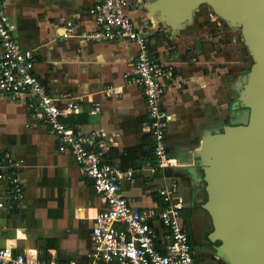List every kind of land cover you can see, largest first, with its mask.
I'll list each match as a JSON object with an SVG mask.
<instances>
[{
  "label": "crops",
  "instance_id": "crops-1",
  "mask_svg": "<svg viewBox=\"0 0 264 264\" xmlns=\"http://www.w3.org/2000/svg\"><path fill=\"white\" fill-rule=\"evenodd\" d=\"M95 1L7 0V11L20 45L35 59L34 72L51 94L61 97L62 120L94 136L108 158L130 172L123 183L130 203L140 209L160 207L158 190L176 180L177 194L186 205L199 194L192 178L203 176L196 148L207 129L226 123L223 115L217 120V110L227 105H218L217 65L205 57L185 65L170 59L165 28L142 8L143 0H129L130 15L148 30L153 52L173 71L163 106L170 116L168 152L176 166L153 170L145 96L140 86L126 81L134 72L138 47L127 40L81 36L93 28L87 9ZM70 102L72 111L66 110ZM0 149L10 154L24 190L20 199L12 200L0 178V246L35 261L85 264L95 216L107 203L72 155L59 150L50 126L32 117L24 97L0 94Z\"/></svg>",
  "mask_w": 264,
  "mask_h": 264
},
{
  "label": "built area",
  "instance_id": "built-area-1",
  "mask_svg": "<svg viewBox=\"0 0 264 264\" xmlns=\"http://www.w3.org/2000/svg\"><path fill=\"white\" fill-rule=\"evenodd\" d=\"M130 6L129 0H96L87 9L93 28L84 30L81 36L91 41L127 40L137 45L134 72L126 81L140 86L145 96L156 166L153 170L172 168L176 159L168 152L170 116L163 100L173 71L153 52L148 30L132 18ZM7 9V0H0V94L26 98L32 117L50 126L59 150L72 155L82 175L92 180L107 203L95 216L85 264H198L183 223L184 202L177 194V181L158 190L160 207L140 209L130 203L123 193L130 172L112 162L94 136L77 132L62 120L65 110L60 107L61 97L51 94L34 72L35 59L20 45ZM66 110H74L72 102L66 104ZM0 178L7 182L12 200L23 196L16 166L10 154L1 149ZM3 206L0 201V208ZM0 264L58 263L31 260L25 253L0 246Z\"/></svg>",
  "mask_w": 264,
  "mask_h": 264
},
{
  "label": "water",
  "instance_id": "water-1",
  "mask_svg": "<svg viewBox=\"0 0 264 264\" xmlns=\"http://www.w3.org/2000/svg\"><path fill=\"white\" fill-rule=\"evenodd\" d=\"M201 4L241 28L254 62L231 84L238 91L234 119L201 138L195 155L203 176L192 181L207 194L201 207L213 224L208 238L219 242L216 256L228 264H264V0H148L145 7L158 21L182 30L194 23Z\"/></svg>",
  "mask_w": 264,
  "mask_h": 264
},
{
  "label": "rangeland",
  "instance_id": "rangeland-1",
  "mask_svg": "<svg viewBox=\"0 0 264 264\" xmlns=\"http://www.w3.org/2000/svg\"><path fill=\"white\" fill-rule=\"evenodd\" d=\"M143 2L142 8L147 11L145 6L148 0ZM154 18L157 16L154 15ZM194 20L189 28L182 30H173L163 21L157 23L165 28L162 36L166 38L164 45L169 51L170 59L185 65L190 61H196L199 57H205L217 65V77L221 78L218 87V105L223 102L227 104L225 109L222 108L223 111L217 110L219 114L217 120L224 116L223 122L228 123L230 120L228 111L233 109V103L238 96V91L234 88L230 89L229 83L234 82L249 70L254 60L242 41L241 28L229 26L210 5L201 4L194 11ZM221 115L223 116L220 117ZM197 206L202 229H211L212 221L209 213L201 205Z\"/></svg>",
  "mask_w": 264,
  "mask_h": 264
},
{
  "label": "flooded vegetation",
  "instance_id": "flooded-vegetation-1",
  "mask_svg": "<svg viewBox=\"0 0 264 264\" xmlns=\"http://www.w3.org/2000/svg\"><path fill=\"white\" fill-rule=\"evenodd\" d=\"M238 111V109L235 110L236 114ZM236 117H238V114ZM233 119L234 116L230 117L229 122ZM198 190L199 194L197 193L195 196H193L190 202H188L186 205L184 203L182 209L183 223L189 235L196 261L198 264H228L224 259L218 258L216 256L215 247L219 244V242H212L208 238V234L212 230L213 224L212 228L209 230L207 228L203 230L201 227L198 219L199 215L197 205H201V202L206 200L207 194L201 185L199 186Z\"/></svg>",
  "mask_w": 264,
  "mask_h": 264
},
{
  "label": "bare ground",
  "instance_id": "bare-ground-1",
  "mask_svg": "<svg viewBox=\"0 0 264 264\" xmlns=\"http://www.w3.org/2000/svg\"><path fill=\"white\" fill-rule=\"evenodd\" d=\"M192 12H193V11L190 10V11L188 12L187 16H188L189 14L191 15ZM161 19L164 20V21H166V22L169 23V24H171L172 22H174V21H172L171 19H169V18H167V17H165V16H162V15H161ZM194 21H195V20H194Z\"/></svg>",
  "mask_w": 264,
  "mask_h": 264
},
{
  "label": "trees",
  "instance_id": "trees-1",
  "mask_svg": "<svg viewBox=\"0 0 264 264\" xmlns=\"http://www.w3.org/2000/svg\"><path fill=\"white\" fill-rule=\"evenodd\" d=\"M153 158V157H152Z\"/></svg>",
  "mask_w": 264,
  "mask_h": 264
}]
</instances>
